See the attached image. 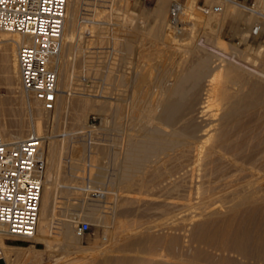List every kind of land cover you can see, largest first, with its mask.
<instances>
[{
	"label": "rangeland",
	"instance_id": "obj_1",
	"mask_svg": "<svg viewBox=\"0 0 264 264\" xmlns=\"http://www.w3.org/2000/svg\"><path fill=\"white\" fill-rule=\"evenodd\" d=\"M180 1L186 6V15L182 29L177 30L170 25L169 0H118L115 10L118 51L106 70V27L94 22L81 25V12L89 10L93 3L77 0L76 20L67 28L69 33L74 30L76 36L72 41H62L59 59V88L68 85V102L65 105L59 96L57 107L51 113L23 90L21 81L16 95L12 93L8 85L11 76L1 71L7 68L8 58H3L0 50V135L9 141L5 136L7 131L22 126L27 131L24 139L38 136L45 161L44 181L50 174L57 186L49 205L52 215L48 210L49 219L54 218L48 243L11 236L4 228L8 236L5 237L6 247H0V264H100L108 258L112 259V264H118L117 258L124 257L138 259L139 264H175L186 259L185 248L188 242L196 243L194 235L202 227L217 239L222 231L232 230L230 235H233L241 226L246 230L250 228L248 231L253 232L250 235L259 240L253 243H264V76L259 74H264V19L248 10L229 8L220 0ZM162 3V13L156 14ZM240 4L254 5L252 9L264 15V0L241 1ZM205 6H219L223 11L204 15ZM256 27H260L258 34L253 33ZM221 69L222 76L218 82H213V75ZM194 70L203 74L198 80L200 83L193 79L187 81V95L183 99L176 97L180 104L178 111L171 120H165L161 116L163 109L158 106L159 97L172 85L195 73ZM227 74L230 75L228 80ZM230 80L229 84L235 82L239 86L230 91L232 101L227 106L222 101L220 86ZM221 81L223 84L218 85ZM208 89L210 93L206 92ZM208 95L214 101H210L212 106L205 112L200 108L206 105ZM233 107L238 111L229 116L232 117L229 120L224 114ZM199 112L205 113L200 115ZM206 129L212 137L202 145L198 140H202ZM182 133L186 139L181 138ZM165 135L179 137L180 141L176 140L175 145L167 148L159 146L140 164L132 180L125 182L121 175L127 147L145 138L156 137L155 141L159 142V137ZM216 140L218 152L212 154L211 147ZM198 157L203 160L197 166ZM88 182L106 197L88 198L82 190ZM193 186L199 196L195 195ZM237 193L256 197L255 210L247 207L249 213H237L235 217L226 213L225 208L223 211L222 206L236 207ZM211 203L222 208L215 212L218 215L205 212L207 216L198 210L195 214V209L204 210ZM228 215L229 221L235 220L232 225L227 221ZM205 217L211 220L207 223ZM84 220L92 225L86 233L79 229ZM176 244L182 247L178 249Z\"/></svg>",
	"mask_w": 264,
	"mask_h": 264
},
{
	"label": "built area",
	"instance_id": "obj_2",
	"mask_svg": "<svg viewBox=\"0 0 264 264\" xmlns=\"http://www.w3.org/2000/svg\"><path fill=\"white\" fill-rule=\"evenodd\" d=\"M233 1L240 4L250 0ZM117 2L91 0V8L85 9L79 16L81 25L94 22L106 27V70H109L118 51ZM169 3L170 25L181 30L186 6L180 0H169ZM240 5L248 9L254 6ZM67 7L68 0H0V30L29 35L32 40L31 44L20 46L17 52L22 88L50 113L55 111L59 98V59ZM221 11L219 6L202 8L204 15ZM259 31L260 27L253 29L254 34ZM83 79L87 81L85 77ZM44 172L45 161L38 136L6 141L0 135V225L11 236L21 239L35 236L44 193ZM87 184L82 190L88 198L101 200L106 197L90 182ZM91 227L86 220L79 225L82 233L88 232Z\"/></svg>",
	"mask_w": 264,
	"mask_h": 264
},
{
	"label": "bare ground",
	"instance_id": "obj_3",
	"mask_svg": "<svg viewBox=\"0 0 264 264\" xmlns=\"http://www.w3.org/2000/svg\"><path fill=\"white\" fill-rule=\"evenodd\" d=\"M221 2H222V4L223 5H229V8H230V6H234V7H238V8H240V9H244V10H248V11H250V12H252L253 14H255V15H257V16H260V17H262L263 19H264V15H262V13L261 12H258V11H254L253 9H248V8H246V7H244V6H242V5H240L239 3H236V2H234L233 0H220ZM72 7H74V9L72 8ZM76 8H77V0H68V7H67V14H66V24H65V29H64V38H63V41L64 42H68V40L70 39L71 41H72V39L74 40V35L75 34H73V31L72 32H67V28H69L70 26H71V23H73L75 20H76V16H75V14H76ZM163 8H164V5H163V3L162 4H160L158 7H157V9H156V14H161L162 13V11H163ZM73 9V10H72ZM222 9V8H221ZM222 11H223V9H222ZM231 11V10H230ZM236 11H239V10H237V8H236ZM234 13H235V11H234ZM193 14V13H192ZM232 16H234V14H232ZM206 20H207V18H206ZM73 21V22H72ZM202 21V20H201ZM76 24V23H75ZM75 24H72L74 27H75ZM81 24V23H80ZM73 27V28H74ZM72 28V29H73ZM71 29V28H70ZM69 30V29H68ZM79 30V29H78ZM69 33V34H68ZM173 35V34H172ZM76 36V35H75ZM173 36H175V35H173ZM175 38V37H174ZM178 39V38H177ZM31 42H32V40H31V37L29 36V35H22V34H19V33H11V32H8V31H3L2 32V30H0V50H1V54H2V57L4 58L5 57V59H6V56H7V58H8V66H7V68H3V70H1V71H3V72H5V73H9L10 74V76H11V79L10 80H12V81H8V85H9V87H10V90L12 91V93H17L18 92V90H19V88L20 87H18V85H19V82H20V72H19V65H18V58H17V52H18V48L20 47V46H22V45H29V44H31ZM207 45V44H206ZM212 49H214V48H212ZM221 51V50H220ZM223 51V50H222ZM1 56V55H0ZM232 57V56H231ZM230 57V58H231ZM235 58V57H234ZM236 59V58H235ZM194 66V65H193ZM203 65H201V67H202ZM223 66V65H222ZM2 67V66H1ZM201 67H199L200 69H201ZM225 67V66H224ZM225 69V68H224ZM195 70H197V68L195 69ZM194 70V71H195ZM223 69H221V70H217L218 72L215 74V75H213V77H212V81L213 82H218L217 80H219V77H220V75H221V73H223V72H221ZM244 70V69H243ZM226 71V70H225ZM230 71V70H229ZM240 71V70H239ZM192 72V71H191ZM190 72V73H191ZM256 73H259V72H257V71H255ZM5 73H4V77H5ZM66 74V73H65ZM232 74V73H231ZM259 74H261V75H263L264 76V74L263 73H259ZM202 73L200 72V71H195V73H193V74H190V75H188L189 77L187 78V79H180L179 81V83L178 84H176V85H172L171 86V88H169L168 90H166V91H164V94H162V96L161 97H159L160 99L158 100V106L159 107H161L162 109H163V113H162V115L161 116H163V118L165 119V120H171L173 117H174V115L176 114V112L178 111V109H179V99L177 100V98L176 97H180L181 99H183V97H185L186 95H187V93H188V87H187V81H191L192 79L193 80H195L194 82L195 83H200V81H198L199 79H201L202 78ZM7 76V75H6ZM66 76V81H67V79H68V76H67V74L65 75ZM222 76V75H221ZM226 77H227V80L228 79H230V75L229 74H227V75H225ZM204 77V76H203ZM205 80V79H204ZM207 80V79H206ZM4 81V80H3ZM232 80H230V81H225L224 82V85L223 86H220L219 88L221 89L220 90V92H221V96H222V101H223V103L225 104V105H229V103L231 104V102L230 101H232L231 100V97H230V95H232V94H230V91L233 89V90H236L237 89V86H239V85H237V83L235 84V82L234 83H232V84H229V82H231ZM193 82V84H195ZM211 82V81H210ZM212 82V83H213ZM21 83V82H20ZM192 83V82H191ZM219 83H220V81H219ZM218 83V85H222L223 84V82L221 81V84H219ZM243 83V82H242ZM245 83V82H244ZM1 84V83H0ZM167 84V83H166ZM165 84V85H166ZM174 84V83H173ZM190 84V83H189ZM251 84V83H250ZM164 85V84H163ZM171 85V84H170ZM169 84H168V86H170ZM197 85V84H196ZM237 85V86H236ZM22 86V85H21ZM247 86V85H246ZM212 88V87H211ZM239 87H238V91L237 92H239ZM246 89V88H245ZM59 96L60 97H62V99L64 100V104L66 105L67 104V102H68V96H69V90H68V85H66V86H63V87H60L59 88ZM190 90H191V88H190ZM207 90V89H206ZM211 90V89H210ZM256 90V89H255ZM118 91V90H117ZM219 91V90H218ZM258 91V90H257ZM260 91H261V89H260ZM206 92H209V89H208V91H206ZM213 92V91H212ZM211 92V93H212ZM234 92H236V91H234ZM255 92V91H254ZM161 93H163V92H161ZM205 93V92H204ZM203 93V97H205L206 96V94H204ZM210 93V92H209ZM256 93V92H255ZM16 95V94H15ZM212 96H213V93L211 94ZM236 95L238 96L239 94H237L236 93ZM209 96V97H208ZM207 96V98L209 99L210 98V95H208ZM211 96V100H206V105L204 106V105H202V106H204V107H202V108H200L201 110H205V112H206V109L208 108L209 109V107H211L212 106V102L214 101V100H212V97ZM243 96V95H242ZM264 96V95H263ZM17 97V96H16ZM19 97V96H18ZM203 97L201 98V100L203 99ZM219 97V96H218ZM240 97V96H239ZM175 98H176V100H175ZM258 98V97H257ZM119 99V98H118ZM205 99H206V97H205ZM188 100V99H187ZM204 100V99H203ZM264 100V99H263ZM116 101V100H115ZM205 101V100H204ZM210 101H212V102H210ZM243 101V100H242ZM248 101V100H247ZM202 102V101H201ZM220 102V101H219ZM121 103V102H120ZM233 103V102H232ZM251 103V102H250ZM118 104V103H117ZM201 104V103H200ZM202 104H204V102L202 103ZM248 104V103H247ZM119 105V104H118ZM235 104L233 103V106H234ZM214 106V105H213ZM238 107V105H235V107ZM118 107V106H117ZM200 107H201V105H200ZM231 107H232V105H231ZM196 108H197V106H196ZM223 108V107H222ZM230 108V107H229ZM239 108V107H238ZM238 108H237V111H238ZM241 108V107H240ZM239 108V109H240ZM258 108V107H257ZM157 109V108H156ZM264 109V108H263ZM224 110V109H223ZM241 110V109H240ZM254 110H257V109H254ZM259 110V109H258ZM146 111V110H145ZM149 111V110H148ZM151 111V110H150ZM154 111H155V109H154ZM194 111V110H193ZM210 111V110H209ZM235 109H234V107H233V109L231 110V111H229L228 110V112L229 113H225L224 115H226L228 118H229V116H232V115H234L236 112H237ZM242 111V110H241ZM264 111V110H263ZM262 111V112H263ZM120 112V111H119ZM205 112H203V113H205ZM240 112V111H239ZM261 112V111H260ZM4 113V112H3ZM128 113V112H127ZM130 113V112H129ZM153 113V112H152ZM199 113H202V112H199ZM203 113L202 114H200V115H203ZM244 113V112H243ZM246 113V112H245ZM126 114V113H125ZM153 114H155V112L153 113ZM206 114H208V113H206ZM129 115V114H128ZM131 115V114H130ZM129 115V116H130ZM149 115V114H148ZM194 115V114H193ZM205 115V114H204ZM3 116H5V115H3ZM150 116H152V115H150ZM226 116L225 117H223V118H226ZM147 117V116H146ZM202 117V116H201ZM206 117V116H205ZM208 117V116H207ZM221 117V116H220ZM235 117H236V115H235ZM6 118V117H5ZM129 118V117H128ZM151 119L153 118V116L152 117H150ZM244 118V117H243ZM124 119V118H123ZM122 119V120H123ZM127 119V118H126ZM176 119V118H175ZM198 119V118H197ZM209 119V118H208ZM231 119H232V117H231ZM230 118H229V120H231ZM235 119V118H234ZM250 119V118H249ZM147 120V119H146ZM149 120V119H148ZM159 120V119H158ZM210 120V119H209ZM225 121H227V120H225ZM242 121V120H241ZM250 121V120H249ZM156 122V121H155ZM162 122V121H161ZM160 122V123H161ZM239 122V121H238ZM243 122V121H242ZM224 123V122H223ZM237 123V122H236ZM257 123V122H256ZM154 124V123H153ZM246 124V123H245ZM252 124V123H251ZM251 124H250V126H251ZM147 125H149V124H147ZM151 125V124H150ZM177 125V124H176ZM203 125H204V122H203ZM206 126L208 125V124H205ZM218 125V124H217ZM38 126V125H37ZM159 126V125H158ZM194 126V125H193ZM209 126H210V128H211V126L212 125H210L209 124ZM216 125H214V127H215ZM226 126V125H225ZM244 126V125H243ZM263 126V125H262ZM42 127V126H41ZM186 127H188V126H186ZM222 127V126H221ZM259 127V126H258ZM3 128V127H2ZM139 128V127H138ZM194 128V127H193ZM192 128V129H193ZM252 128V127H251ZM254 128V127H253ZM38 129V128H37ZM151 129H153V128H151ZM156 129V128H155ZM164 129V128H163ZM179 129V128H178ZM191 129V128H190ZM260 129V128H259ZM140 130V129H139ZM147 130H148V128H147ZM154 130V129H153ZM180 130V129H179ZM260 130H262V128L260 129ZM259 130V131H260ZM142 131V130H141ZM159 131V130H158ZM166 131V130H165ZM177 131V130H176ZM193 131V130H192ZM195 131V130H194ZM220 131H221V129H220ZM233 131V130H232ZM253 131V130H252ZM25 132L27 133V131H25L24 130V128L22 127V126H17L16 127V129L14 130V131H10V132H8L7 131V133H6V135L5 136H7V140H9V141H20V140H24V137H26L25 135ZM41 132V131H40ZM140 132V131H139ZM144 132V131H143ZM163 132V131H162ZM178 132H180V131H178ZM246 132V131H245ZM171 133V132H170ZM225 133V132H224ZM238 133V132H237ZM251 133V132H250ZM2 134V133H1ZM34 134V133H33ZM36 134H37V132H36ZM172 134V133H171ZM177 134H179L180 135V133H177ZM186 134V133H185ZM194 134V133H193ZM192 134V135H193ZM199 134H201V133H199ZM211 134V133H210ZM209 130L208 129H206V130H204L203 131V133H202V136H201V138L200 139H202V140H198V141H202L201 142V144L202 145H205V144H207V142H209V140H210V138L212 137H210L209 135ZM215 134V133H214ZM28 135H29V133H28ZM38 135V134H37ZM182 135H183V133H182ZM181 135V136H182ZM191 135V136H192ZM220 135V134H219ZM31 136V135H30ZM221 136V135H220ZM223 136V135H222ZM3 137V136H2ZM153 137H155V136H153ZM194 137V136H193ZM144 138V137H143ZM158 138V137H157ZM161 138V139H160ZM182 139L183 138H185V135H183V137H181ZM195 138V137H194ZM241 138V137H240ZM140 139V138H139ZM155 139H156V137H155ZM155 139H153V138H145L144 140L143 139H141V141H137V142H134V143H131L130 144V146H128L127 147V149H126V153L124 154L125 156H124V163L122 164L123 165V167H124V171L122 172V175H121V177H122V179L125 181V182H130L131 180H132V178H133V176L135 175V173L139 170V167H140V164L144 161V160H146V158L148 157V155L149 154H151V153H155L157 150H158V148H159V146H162V148H164V147H170V146H173V145H175L176 144V140H178L179 139V137L178 138H176L175 136H173L172 138H169L167 135H165L164 137L162 136V137H159V139H160V141L158 142V141H155ZM181 139V140H182ZM186 139V138H185ZM196 139V138H195ZM218 139V138H217ZM224 139V138H223ZM233 139V138H232ZM246 139V138H245ZM156 140H158V139H156ZM188 140V139H187ZM179 141H180V139H179ZM185 141V140H184ZM197 141V142H198ZM219 141V140H218ZM221 141V140H220ZM223 141V140H222ZM178 142V141H177ZM191 142V141H190ZM196 143V142H195ZM215 143H217V140L214 142V145H215ZM228 143V142H227ZM189 144V143H188ZM196 145H197V143H196ZM198 145H200V144H198ZM213 145V144H212ZM217 146H219V145H217ZM200 148H201V146H199ZM183 148H184V146H183ZM187 148H189V147H187ZM190 149V148H189ZM161 150H163V149H161ZM218 149L216 148V145L215 146H213V147H211V151L210 152H212V154H215L216 152H218L217 151ZM253 150V149H252ZM178 151V150H177ZM199 151H201L202 152V150H199ZM125 152V151H124ZM161 152V151H160ZM205 152V151H204ZM221 152V151H220ZM251 152V151H250ZM53 153V152H52ZM56 153H58L57 151H56ZM204 154V153H203ZM247 154V153H246ZM174 155V154H173ZM194 155V154H193ZM193 155H192V157H193ZM197 156H198V154H197ZM201 156H203V155H201ZM209 156V155H208ZM161 157V156H160ZM172 158V157H171ZM210 158H212V157H210ZM254 158H256V157H254ZM234 159H235V157H234ZM203 159L201 158V157H198V159L195 161V163L197 164V166L199 165V163L202 161ZM212 160V159H211ZM187 161V160H186ZM235 161V160H234ZM188 162V161H187ZM209 162H211V161H209ZM239 164V163H238ZM242 164H244V163H242ZM241 164V165H242ZM146 165V164H145ZM190 165V164H189ZM192 165V164H191ZM194 166H195V164H193ZM200 165H201V163H200ZM236 166V165H235ZM239 166V165H238ZM246 166V165H245ZM185 166L183 165V168H184ZM202 167V166H201ZM242 167H243V165H242ZM141 168H143V167H141ZM192 168V167H191ZM198 169H200L199 167H197ZM204 168V167H203ZM253 168V167H252ZM144 169V168H143ZM255 169V168H254ZM253 169V171H255V173H257V172H259V171H257V169L256 170H254ZM123 170V169H122ZM186 170V169H185ZM190 170V169H189ZM188 170V171H189ZM192 170H193V168H192ZM195 170H196V166H195ZM252 170V169H251ZM257 171V172H256ZM182 172V171H181ZM199 172V171H198ZM208 172V171H207ZM172 173V172H171ZM197 173V172H196ZM191 174V173H190ZM198 174V173H197ZM203 174V173H202ZM206 174V173H205ZM212 174V173H211ZM183 175H184V172H183ZM258 175V174H257ZM261 175V174H260ZM54 176V175H53ZM189 176V175H188ZM191 176V175H190ZM199 176H200V173H199ZM211 176V175H210ZM214 176V175H213ZM262 176V175H261ZM178 177V176H177ZM185 177V176H184ZM202 177H203V175H202ZM186 178V177H185ZM188 178V177H187ZM193 178V177H192ZM195 179V178H194ZM193 179V180H194ZM190 180V179H189ZM197 180V179H196ZM205 180V179H204ZM259 180H261V179H259ZM173 181V180H172ZM183 181H184V178H183ZM203 181V180H202ZM209 181V180H208ZM197 182H200V181H197ZM203 182H205V181H203ZM203 182H201V183H203ZM207 182V181H206ZM210 182V181H209ZM252 182V181H251ZM255 182V181H254ZM259 182H261V181H259ZM184 183V182H183ZM188 183H191V181H189ZM174 184V183H173ZM182 184V183H181ZM192 184V183H191ZM194 184V183H193ZM200 184V183H199ZM216 184V183H215ZM250 184V183H249ZM254 184V183H253ZM252 184V185H253ZM256 185H258L257 184V182L255 183ZM187 185V184H186ZM213 185V184H212ZM218 185V184H217ZM221 185V184H220ZM251 185V186H252ZM170 186V185H169ZM195 186V185H194ZM194 186H193V188H194ZM199 186V185H198ZM235 186V185H234ZM250 186V187H251ZM56 185H55V182H54V180L52 179V176L50 175V174H48L47 175V177H46V179H45V181H44V193H43V197H42V203H41V211H40V218H39V228H38V230H37V232H36V234H35V236L33 237V238H31V239H34V240H36L37 242H44V243H48V234H50L51 233V230H52V227H53V225H52V220L54 219H49V218H51L50 217V213H51V215H52V212L50 211V207H49V205L51 204L50 202H52L51 201V199L53 198V196L55 195V189H56ZM184 187V186H183ZM188 187L190 188V185H188ZM197 187V186H196ZM229 187V186H228ZM248 188L247 187V189H249V190H251V188ZM253 187V186H252ZM257 186H254L253 188H256ZM192 188V189H193ZM222 188V187H221ZM227 188V187H226ZM241 188V187H240ZM262 188H263V186H262ZM195 189V195H198L197 193H196V188H194ZM197 189H198V187H197ZM235 190V189H234ZM254 190V189H253ZM264 190V189H263ZM214 191H215V189H214ZM236 191V190H235ZM237 191H239V189L237 190ZM254 191H256V190H254ZM261 191V190H260ZM189 192V191H188ZM247 192V191H246ZM215 193V192H214ZM227 193V192H226ZM241 193V192H240ZM255 193H260V192H255ZM194 194V193H193ZM218 194V193H217ZM238 194V193H237ZM247 194V193H246ZM191 195H192V193H191ZM190 195V196H191ZM234 195V194H233ZM259 195H261V194H259ZM264 195V194H263ZM178 196V195H177ZM199 196V195H198ZM202 196V195H201ZM238 196H239V194H238ZM237 196V197H238ZM258 196V195H257ZM193 196H191V198H192ZM229 197V196H228ZM264 197V196H263ZM262 197V198H263ZM196 198V197H195ZM231 198V197H230ZM205 199V198H204ZM260 199V198H259ZM264 199V198H263ZM191 200V199H190ZM189 200V201H190ZM194 200V199H193ZM199 200V199H198ZM206 200V199H205ZM238 201H237V204L235 205L236 207L235 208H232V206L234 207V205H232L231 206V209L230 208H227V207H225V206H222L223 207V211H224V208L226 209V213H228L229 215L230 214H233V216L235 217V214H236V216H238L237 215V213H240V214H247V213H249L250 212V210L249 209H247V207H251L250 209L252 210V209H254L255 210V206L256 205H258L257 203H258V200L256 199V197H254V196H248V195H241V196H239V198L237 199ZM188 201V200H187ZM261 202H262V199H261ZM193 203V202H192ZM233 203H234V199H233ZM217 203H211V204H207V206H206V208L203 210H199V209H195L196 211H194L195 212V214L197 213V210L199 211V213H201L202 211H204L203 212V214H207V216H208V213L209 212H211V214H216V215H218L217 213H215V212H219L218 211V209L220 208V206H219V203H218V206H219V208L218 207H216L217 205H216ZM231 204V203H230ZM52 205V204H51ZM193 205V204H192ZM203 205V204H202ZM190 206H191V204H190ZM189 206V207H190ZM260 206V205H259ZM200 207V206H199ZM201 207H205V206H201ZM252 207H254V208H252ZM179 208V207H178ZM197 208V207H196ZM244 208H246L247 210H244ZM260 208H261V206H260ZM190 209H191V207H190ZM220 209H222V208H220ZM263 209H264V206H263ZM50 211V213H49V211ZM180 210V209H179ZM249 210V211H248ZM181 211V210H180ZM201 211V212H200ZM248 211V212H247ZM205 212H208V213H205ZM263 212H264V210H263ZM190 213V212H189ZM256 213V212H255ZM192 214V213H191ZM257 214H259L258 212H257ZM180 215H182L181 213H180ZM190 215V214H189ZM221 215V214H220ZM223 215H224V213H223ZM228 215V216H229ZM251 215V214H250ZM249 215V216H250ZM183 216V215H182ZM194 216V215H193ZM197 216V215H196ZM248 216V215H247ZM190 217V216H189ZM220 217V216H219ZM225 217V216H224ZM227 217V216H226ZM253 217V218H252ZM251 217V219H254V216H252ZM259 217V216H258ZM264 217V216H263ZM188 218V217H187ZM199 218H201V217H199ZM206 218V217H205ZM229 218H230V216L227 218V221H229ZM240 218V217H239ZM243 218H245V216L243 217ZM250 218V217H249ZM261 218V217H260ZM196 219V218H195ZM206 219H208V218H206ZM206 219H204L205 221H207V223H208V221H209V219L211 220V218H209L208 220H206ZM241 219V218H240ZM191 220V219H190ZM213 220V219H212ZM220 220H222V219H220ZM231 220V219H230ZM239 220V219H238ZM248 220V219H247ZM256 220V219H255ZM261 220H262V218H261ZM263 220H264V218H263ZM263 220H262V222H263ZM193 221V220H192ZM197 221H199L198 219H197ZM196 221V222H197ZM215 221V220H214ZM235 221V220H234ZM234 221L232 220V221H229V222H231V224H229V225H232L233 223H234ZM63 222V221H62ZM75 222V221H74ZM220 222V221H219ZM223 222V221H222ZM233 222V223H232ZM258 222V224H259V221H257ZM261 222V223H262ZM184 223V222H183ZM206 223V222H205ZM205 223H203V225H205ZM252 223H253V221H252ZM252 223H250V225L252 224ZM254 223H256L255 221H254ZM237 224V222H235V225ZM257 224V223H256ZM67 225V224H66ZM207 225V224H206ZM263 225H264V223H263ZM228 226V225H227ZM260 227H261V224L259 225ZM209 227V226H208ZM211 227V226H210ZM220 227H222V226H220ZM249 227H251V226H249ZM199 229H200V227H198ZM246 228V227H245ZM244 228V229H245ZM253 228V227H252ZM256 227H254V229H255ZM258 228V227H257ZM4 227L3 226H1L0 225V247H2V249H4V247H6L5 246V237L6 236H8L7 234H5L4 233ZM216 229V228H215ZM218 229V228H217ZM220 230H221V228H219ZM222 229H224V228H222ZM229 229V228H228ZM243 229V227L241 226V228H239V229H237V231L235 230V229H233V231L235 230L236 232L233 234V235H230V231H232V230H227V231H229V232H225V231H222V233L220 234V236H219V234H218V236H219V238L217 239V237L215 236V235H213V234H210V233H207V232H205L204 231V228L202 227L200 230H198V231H196V233H195V235H194V238H195V242L196 243H189L188 242V245H187V247L184 245V243H183V245L186 247H184L183 246V248H185L186 249V253L183 251L184 249H181L185 254L183 255L184 256V258L186 257V259L183 261H181V260H178V262L177 263H175V264H264V243H253V240H254V238H253V236L252 235H250V234H252L251 232H249L248 230L250 229H248V230H244ZM260 231H261V229H259ZM264 230V229H263ZM262 230V231H263ZM247 231V232H246ZM255 231V230H254ZM261 231V232H262ZM192 232V231H191ZM256 232H257V230H256ZM256 232H255V234H256ZM259 232V231H258ZM257 232V233H258ZM264 232V231H263ZM188 233V232H187ZM116 233H114L113 235H115ZM259 235L261 234L260 232L258 233ZM185 235V234H184ZM255 237V236H254ZM256 237H258L257 236V234H256ZM263 237V236H262ZM18 238V237H17ZM50 239V238H49ZM192 239H193V237H192ZM260 239V238H259ZM159 240V239H158ZM255 240H257V241H259L258 240V238L257 239H255ZM255 240H254V242H255ZM260 241H263L262 239L260 240ZM157 242V241H156ZM187 242V241H186ZM177 243V242H176ZM125 244V243H124ZM132 244V243H131ZM141 244V243H140ZM159 244V243H158ZM158 244H154V245H158ZM161 244V243H160ZM165 244V243H164ZM175 244V243H174ZM173 244V245H174ZM187 244V243H186ZM145 245V244H144ZM147 245V244H146ZM150 245V244H149ZM148 245V246H149ZM168 245V244H167ZM136 246H137V244H136ZM130 247V246H129ZM159 247V246H158ZM161 247V246H160ZM176 247H178L177 246V244H176ZM180 247H182V246H180ZM180 247H178V249L180 248ZM123 248H124V246H123ZM167 248V247H166ZM169 248V247H168ZM22 249H24V248H22ZM125 249H127V248H125ZM124 249V251H126ZM170 249V248H169ZM155 251H157L156 249H154ZM153 251V250H152ZM175 251V250H174ZM180 251V250H179ZM128 252V251H127ZM129 252H130V250H129ZM3 253H6V252H4L3 251ZM173 253H176V252H173ZM182 252L180 251V254H181ZM153 255V254H152ZM175 254H173V256H174ZM177 255V254H176ZM125 256V255H124ZM123 257V256H122ZM128 257V256H127ZM169 257V256H168ZM172 257V256H171ZM115 258V257H114ZM142 259V258H141ZM144 259V258H143ZM170 259V258H169ZM115 260V259H114ZM113 260V261H114ZM118 261V262H117ZM139 261L140 260H138V259H134V260H128V259H126L125 257L124 258H117V260H116V262L118 263V264H139ZM187 262V263H184V262ZM115 262V261H114ZM144 262V261H143ZM173 262V261H172ZM100 264H112V259H106L103 263H100ZM116 264V263H115Z\"/></svg>",
	"mask_w": 264,
	"mask_h": 264
}]
</instances>
